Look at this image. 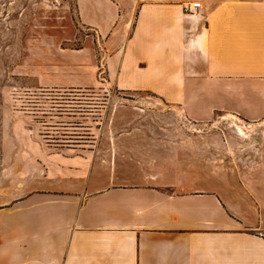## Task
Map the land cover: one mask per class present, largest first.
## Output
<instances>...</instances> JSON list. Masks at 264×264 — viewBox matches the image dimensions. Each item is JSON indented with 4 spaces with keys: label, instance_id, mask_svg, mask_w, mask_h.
<instances>
[{
    "label": "crops",
    "instance_id": "0c3cea01",
    "mask_svg": "<svg viewBox=\"0 0 264 264\" xmlns=\"http://www.w3.org/2000/svg\"><path fill=\"white\" fill-rule=\"evenodd\" d=\"M110 72L118 90L192 122H260L264 0H143ZM114 125L127 131L115 138L118 168L95 160L88 173L66 158L58 184L49 176L0 204V264H264V171L254 201L232 205L199 175L162 168L176 162L162 154V124Z\"/></svg>",
    "mask_w": 264,
    "mask_h": 264
},
{
    "label": "rangeland",
    "instance_id": "374dc122",
    "mask_svg": "<svg viewBox=\"0 0 264 264\" xmlns=\"http://www.w3.org/2000/svg\"><path fill=\"white\" fill-rule=\"evenodd\" d=\"M142 2L0 0V204L46 186L49 176L58 184L66 158L82 157L88 173L95 160L118 168L115 138L127 131L114 124L132 123L162 124L157 133L171 145L162 154L176 161L162 168L199 175L232 205L254 201L255 175L264 171V120L218 113L196 123L152 95L114 87L110 66Z\"/></svg>",
    "mask_w": 264,
    "mask_h": 264
},
{
    "label": "bare ground",
    "instance_id": "6f19581e",
    "mask_svg": "<svg viewBox=\"0 0 264 264\" xmlns=\"http://www.w3.org/2000/svg\"><path fill=\"white\" fill-rule=\"evenodd\" d=\"M233 117V116H232ZM241 120V119H240ZM243 121V120H242ZM243 123H244V121H243ZM236 126V129H237V132L239 133V135H241V136H243V137H245V138H249V134H248V131L246 132L242 127H239V126H237V125H235ZM234 126V127H235ZM255 162H257V160L255 159L254 160Z\"/></svg>",
    "mask_w": 264,
    "mask_h": 264
},
{
    "label": "built area",
    "instance_id": "2783aa9c",
    "mask_svg": "<svg viewBox=\"0 0 264 264\" xmlns=\"http://www.w3.org/2000/svg\"><path fill=\"white\" fill-rule=\"evenodd\" d=\"M201 7L200 3H194L190 6V8H187L188 10H190L191 12H195L197 9H199Z\"/></svg>",
    "mask_w": 264,
    "mask_h": 264
}]
</instances>
